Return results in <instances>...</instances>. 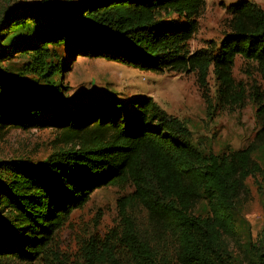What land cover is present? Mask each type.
<instances>
[{
    "label": "trees",
    "instance_id": "obj_1",
    "mask_svg": "<svg viewBox=\"0 0 264 264\" xmlns=\"http://www.w3.org/2000/svg\"><path fill=\"white\" fill-rule=\"evenodd\" d=\"M206 2L42 0L0 15V141L13 129L57 132L46 161L0 163V264H66L59 232L107 187L130 192L117 201L116 226L80 248L82 264H231L234 203L263 173L253 147L203 153L188 126L151 98L132 110L117 100L77 108L60 84L70 61L103 59L155 75L195 74L201 88L212 73L226 103H243L233 69L241 58L264 80V10L246 0L228 7L219 46L193 52ZM16 56L27 58L21 70L9 65ZM253 100L264 122L258 88ZM203 200L208 214L198 215ZM257 260L264 264V235Z\"/></svg>",
    "mask_w": 264,
    "mask_h": 264
},
{
    "label": "rangeland",
    "instance_id": "obj_2",
    "mask_svg": "<svg viewBox=\"0 0 264 264\" xmlns=\"http://www.w3.org/2000/svg\"><path fill=\"white\" fill-rule=\"evenodd\" d=\"M42 0H0V15L6 8L34 4ZM72 5L78 0H49ZM244 0H207L206 10L199 20V31L190 42L191 51L219 46L229 33L227 8ZM264 10V0H246ZM62 52V51H61ZM60 53V50H59ZM27 58L16 56L9 65L21 70ZM60 84L67 88L73 107L117 100L128 105L135 100L151 98L164 112L183 121L192 132V142L203 153L217 155L253 147V159L263 173L249 177L234 203L233 217L236 235L227 240L231 264H257V253L264 235V122L259 119L254 90L264 96V80L256 65L237 58L233 78L245 92L243 103H226L220 96V86L212 73L207 87L201 88L195 74L155 75L103 59L79 57L65 65ZM33 79L32 77H28ZM44 83L43 80H40ZM130 110L133 108L130 107ZM57 132L47 130H10L0 141V163L24 160L38 164L57 149ZM130 190L107 187L93 193L86 206L75 211L59 232L61 258L66 264H82L80 248L90 238H103L119 222L117 201ZM196 214L207 215L206 201H201ZM143 222L144 214H137ZM16 264V263H15Z\"/></svg>",
    "mask_w": 264,
    "mask_h": 264
}]
</instances>
